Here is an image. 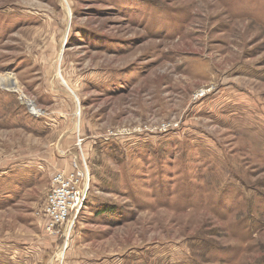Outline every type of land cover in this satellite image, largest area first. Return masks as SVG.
<instances>
[{
	"label": "rangeland",
	"instance_id": "rangeland-1",
	"mask_svg": "<svg viewBox=\"0 0 264 264\" xmlns=\"http://www.w3.org/2000/svg\"><path fill=\"white\" fill-rule=\"evenodd\" d=\"M0 264H264V0H0Z\"/></svg>",
	"mask_w": 264,
	"mask_h": 264
},
{
	"label": "built area",
	"instance_id": "built-area-1",
	"mask_svg": "<svg viewBox=\"0 0 264 264\" xmlns=\"http://www.w3.org/2000/svg\"><path fill=\"white\" fill-rule=\"evenodd\" d=\"M52 184L53 189L48 195L46 205L48 229L51 231L65 222L72 212L80 211L85 199L73 175L69 177L56 173Z\"/></svg>",
	"mask_w": 264,
	"mask_h": 264
},
{
	"label": "bare ground",
	"instance_id": "bare-ground-1",
	"mask_svg": "<svg viewBox=\"0 0 264 264\" xmlns=\"http://www.w3.org/2000/svg\"><path fill=\"white\" fill-rule=\"evenodd\" d=\"M7 85H8V87H10V89L19 91V89H18V87H17V84H15V83H9V84H7ZM22 97H23V96H22ZM24 100H25V99H24ZM25 102L27 103L28 106L31 107V109L33 108V105L31 104V102H29V101H27V100H25Z\"/></svg>",
	"mask_w": 264,
	"mask_h": 264
}]
</instances>
